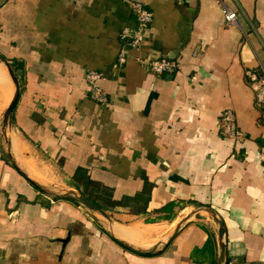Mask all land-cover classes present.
I'll list each match as a JSON object with an SVG mask.
<instances>
[{
  "label": "crops",
  "instance_id": "obj_1",
  "mask_svg": "<svg viewBox=\"0 0 264 264\" xmlns=\"http://www.w3.org/2000/svg\"><path fill=\"white\" fill-rule=\"evenodd\" d=\"M136 1L154 19L126 50V0H0V264H218L212 213L227 260L264 264V0ZM167 57L179 70L151 73ZM226 110L240 140L220 133Z\"/></svg>",
  "mask_w": 264,
  "mask_h": 264
},
{
  "label": "built area",
  "instance_id": "obj_2",
  "mask_svg": "<svg viewBox=\"0 0 264 264\" xmlns=\"http://www.w3.org/2000/svg\"><path fill=\"white\" fill-rule=\"evenodd\" d=\"M130 9L132 10L135 20L136 27L134 29H126L122 34V39L125 41L126 50L129 48H138L142 41L145 33L153 23L154 14L152 11L147 9L142 3L136 0H126ZM225 21L228 24L235 25L238 22V14L229 8L224 9ZM122 50L119 57V65L125 64L127 60V51ZM149 70L151 73L157 76L173 75L179 70V63L171 58H160L154 59L148 63ZM99 78H102V74L96 72H90L87 76V81L93 86L94 82ZM255 88V87H254ZM255 104L259 111L264 113V80L257 85L254 89ZM92 96L94 99L102 105L108 103L107 96L97 87H93ZM237 120L235 114L231 110H226L220 119V133L222 136L229 139H241L238 129ZM226 264H245L237 258H230Z\"/></svg>",
  "mask_w": 264,
  "mask_h": 264
},
{
  "label": "water",
  "instance_id": "obj_3",
  "mask_svg": "<svg viewBox=\"0 0 264 264\" xmlns=\"http://www.w3.org/2000/svg\"><path fill=\"white\" fill-rule=\"evenodd\" d=\"M169 58H171V57H169ZM6 66L8 68L9 74H10V76L14 82L15 88H16L14 98H13L11 104L9 105L8 109L6 110L5 116H4L5 126L6 127H12L13 114L15 112V109L17 107V104H18L19 98H20L21 84H20L18 76L16 75V73L12 69L11 65L6 63ZM74 195H75L76 200H78V202L81 205L85 206L89 210L100 213L105 218H108V215L106 214V212L103 209H101L91 199L84 196L81 192H77ZM212 216L215 219V221L219 224V239L221 241V244H220L221 254H220L218 264H226V262H227L226 245L224 242H222L224 234H225V222L222 219L218 218L217 215H215V213H212ZM196 217L199 218L200 216L197 215ZM184 221L182 223H184ZM181 224L177 226L176 231L179 230Z\"/></svg>",
  "mask_w": 264,
  "mask_h": 264
},
{
  "label": "trees",
  "instance_id": "obj_4",
  "mask_svg": "<svg viewBox=\"0 0 264 264\" xmlns=\"http://www.w3.org/2000/svg\"><path fill=\"white\" fill-rule=\"evenodd\" d=\"M3 61H6V59L4 58V57H0ZM12 67V69L14 70V72L16 73V69H14L13 68V66H11ZM18 76V75H17ZM86 183L88 184V185H91L92 187H94L95 185H97V186H99V184H97V183H95V182H93V181H90L89 179L86 181ZM103 188V187H102ZM106 188H103V191L105 190ZM81 193L84 195V196H86L87 198H89V199H91L93 202H95L101 209H105L104 207H105V205H104V203L105 202H103V201H105L104 200V196H105V194H101V195H99V196H97L98 194H90V193H88L86 190H82L81 191ZM121 202H119V204H120ZM114 204V203H113ZM140 254H143V253H140ZM146 256H148V255H151V253H148V254H145Z\"/></svg>",
  "mask_w": 264,
  "mask_h": 264
},
{
  "label": "bare ground",
  "instance_id": "obj_5",
  "mask_svg": "<svg viewBox=\"0 0 264 264\" xmlns=\"http://www.w3.org/2000/svg\"><path fill=\"white\" fill-rule=\"evenodd\" d=\"M0 72H4L3 69L0 67ZM5 78V77H4ZM145 241V240H144Z\"/></svg>",
  "mask_w": 264,
  "mask_h": 264
},
{
  "label": "rangeland",
  "instance_id": "obj_6",
  "mask_svg": "<svg viewBox=\"0 0 264 264\" xmlns=\"http://www.w3.org/2000/svg\"><path fill=\"white\" fill-rule=\"evenodd\" d=\"M14 68V67H13ZM15 69V68H14ZM106 198L104 197V200H105Z\"/></svg>",
  "mask_w": 264,
  "mask_h": 264
}]
</instances>
